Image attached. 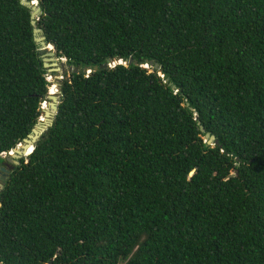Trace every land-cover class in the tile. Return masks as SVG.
I'll list each match as a JSON object with an SVG mask.
<instances>
[{
  "label": "trees",
  "instance_id": "trees-1",
  "mask_svg": "<svg viewBox=\"0 0 264 264\" xmlns=\"http://www.w3.org/2000/svg\"><path fill=\"white\" fill-rule=\"evenodd\" d=\"M21 1L0 0V167L58 88ZM37 1L91 73L0 192V262L264 264V0Z\"/></svg>",
  "mask_w": 264,
  "mask_h": 264
},
{
  "label": "water",
  "instance_id": "water-1",
  "mask_svg": "<svg viewBox=\"0 0 264 264\" xmlns=\"http://www.w3.org/2000/svg\"><path fill=\"white\" fill-rule=\"evenodd\" d=\"M21 4L31 9V23L34 27L33 34L35 42L39 46V52L41 54V58L44 63V68L48 70V73L59 74V77L55 79V82L58 85L57 94H51L49 91L48 94V101L45 102L42 106V111L46 122H43L40 118L39 122L33 128L32 132L28 135L27 138L23 140L22 148H15L13 149L16 154L9 155L3 165L0 167V192L3 190L7 180L10 178L11 172L15 169L16 166L20 165V160L23 158L28 157L36 147L37 142L43 136L45 132L49 128L53 126L55 117L59 111V104H60V87L64 80L65 75L71 74H90L91 71L88 70L86 67L78 68L67 64V59L65 58H58L56 55L55 48L47 43L46 37L42 28L38 27V23L40 21V16L42 14V10L38 4L37 0H22ZM52 49V50H51ZM137 64L133 59H130L128 64ZM113 62L108 60V62L101 67L96 66L94 71H98L99 69H104L107 67H112ZM119 64H122V61H119ZM154 67L155 69H159L160 65L158 63H154L153 61L150 62L149 65L144 66V68ZM169 80H167L168 82ZM55 83V84H56ZM175 88V86H173ZM44 105H47V108H44ZM201 131L205 133V139L208 145H217L219 142L216 140V137L207 133L205 128L200 125ZM30 150V153L26 155V153ZM0 264H2L0 262Z\"/></svg>",
  "mask_w": 264,
  "mask_h": 264
},
{
  "label": "rangeland",
  "instance_id": "rangeland-1",
  "mask_svg": "<svg viewBox=\"0 0 264 264\" xmlns=\"http://www.w3.org/2000/svg\"><path fill=\"white\" fill-rule=\"evenodd\" d=\"M117 63L115 62V63H113L112 64V66H115ZM49 74H51L52 76H49L48 77V80L51 82V86H50V88L52 87V86H54V85H56L57 87H58V85H57V83L55 82V79L57 78V77H59V74H53V73H49ZM56 83V84H55ZM17 148H19V146L17 147ZM10 154L8 153V154H4L3 155V158L6 160V158L9 156Z\"/></svg>",
  "mask_w": 264,
  "mask_h": 264
},
{
  "label": "bare ground",
  "instance_id": "bare-ground-1",
  "mask_svg": "<svg viewBox=\"0 0 264 264\" xmlns=\"http://www.w3.org/2000/svg\"><path fill=\"white\" fill-rule=\"evenodd\" d=\"M42 119V118H41ZM20 148H22V147H20ZM20 148H19V150H20ZM30 153V150L26 153V155H28ZM15 154H16V152H15Z\"/></svg>",
  "mask_w": 264,
  "mask_h": 264
}]
</instances>
